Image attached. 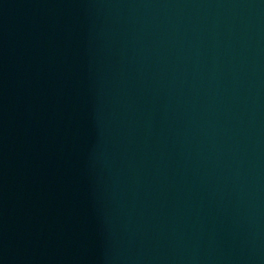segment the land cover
Masks as SVG:
<instances>
[{"label":"water","instance_id":"95a60500","mask_svg":"<svg viewBox=\"0 0 264 264\" xmlns=\"http://www.w3.org/2000/svg\"><path fill=\"white\" fill-rule=\"evenodd\" d=\"M0 264H264V0H0Z\"/></svg>","mask_w":264,"mask_h":264}]
</instances>
